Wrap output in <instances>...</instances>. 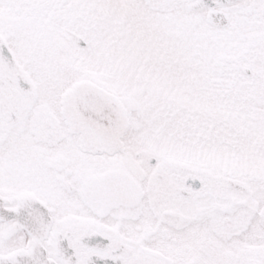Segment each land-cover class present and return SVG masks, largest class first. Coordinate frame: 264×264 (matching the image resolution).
I'll return each instance as SVG.
<instances>
[{
	"label": "snow or ice",
	"instance_id": "6c2138e0",
	"mask_svg": "<svg viewBox=\"0 0 264 264\" xmlns=\"http://www.w3.org/2000/svg\"><path fill=\"white\" fill-rule=\"evenodd\" d=\"M0 264H264V0H0Z\"/></svg>",
	"mask_w": 264,
	"mask_h": 264
}]
</instances>
